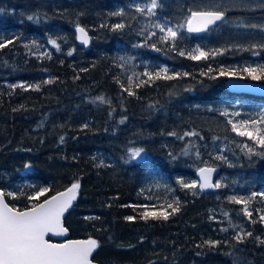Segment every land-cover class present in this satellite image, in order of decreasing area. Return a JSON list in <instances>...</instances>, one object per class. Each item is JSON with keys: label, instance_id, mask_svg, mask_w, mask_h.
I'll return each mask as SVG.
<instances>
[{"label": "trees", "instance_id": "trees-1", "mask_svg": "<svg viewBox=\"0 0 264 264\" xmlns=\"http://www.w3.org/2000/svg\"><path fill=\"white\" fill-rule=\"evenodd\" d=\"M221 1L158 0L150 15V0H0V42L12 41L0 49V189L16 194L7 202L27 209L79 182L63 224L68 238L98 241V264H264V146L232 129L264 115V96L234 92L233 76L220 75L230 69L253 80L242 70L264 65V0L216 8ZM206 8L223 10L225 20L188 32L190 12ZM157 23L183 25L178 39L161 40ZM77 25L91 47L77 41ZM197 45L226 50L193 60L187 53ZM103 93L113 106L87 105ZM131 145L146 156L133 158ZM202 166L220 169L221 187L184 188L180 181L197 179ZM161 181L174 187L167 197L180 210L144 221L132 205L154 202L147 187ZM42 186L49 191L28 199ZM252 193L249 219L229 197ZM241 230L252 235L237 242Z\"/></svg>", "mask_w": 264, "mask_h": 264}, {"label": "snow or ice", "instance_id": "snow-or-ice-1", "mask_svg": "<svg viewBox=\"0 0 264 264\" xmlns=\"http://www.w3.org/2000/svg\"><path fill=\"white\" fill-rule=\"evenodd\" d=\"M147 14L155 15L154 10L158 7V0H150V3L146 6ZM136 10L138 12L144 13L145 8L136 5ZM122 12L113 13V15H122ZM29 20H33V16L28 17ZM225 20V12L221 10H216L212 8L200 9L191 11L186 19V25L188 32H203L209 30L210 26L215 25L218 21ZM124 24H116L113 26L114 29L124 28ZM154 27L159 28L160 32L163 34L160 38L163 41H176L179 36L178 29L183 27V25H178L175 28L166 26L164 24L157 23ZM251 27H256L251 25ZM77 32L80 33V39L87 43V33L85 28L77 25ZM154 35V33H153ZM11 40L0 42V49L6 47L7 44H11ZM49 43L56 46L59 49V44H57L55 39H50ZM255 47V45L253 46ZM264 47V44L260 45ZM226 49H215L206 52L199 45L192 51L188 52L187 55L193 60L208 59L210 56H215L221 54L222 51ZM71 55V52L68 53ZM255 55L256 53L253 52ZM180 55H185L184 51L180 52ZM123 59V58H122ZM162 72L167 73L168 69H161ZM243 72H246L249 77L253 80H264V65H259L256 67L248 66L245 67ZM237 71L224 70L221 69L220 75H237ZM145 75H150L145 73ZM157 77L160 75L159 72L155 74ZM176 75H179L177 73ZM188 75V73H184ZM166 79L171 77L165 76ZM132 78L129 77V84H131ZM52 80L45 81V83H52ZM13 88L17 85H12ZM19 87H32L31 85H19ZM37 88L39 85L36 86ZM139 87V85H137ZM128 91V89H125ZM129 95H134L133 92L129 91ZM99 101L106 102L104 97H97ZM23 107V106H21ZM227 115V113H225ZM123 122V121H121ZM259 125H264V115L260 116L259 119H252L249 121H241L239 124L233 123L232 129L236 131L240 136H247L250 139H255V141L264 146V128L259 127ZM83 127H87L84 125ZM244 129V130H241ZM251 129V130H249ZM186 135H192V133H186ZM63 141V137H61ZM143 149H131V156L133 158L139 157ZM249 153L252 149H248ZM264 155V153H258ZM223 159V157H221ZM25 168L30 167V165L25 164ZM213 171L211 168H201L199 169L201 183L197 185L196 181L189 183H184L182 180L180 183L184 188L195 189L197 186L201 189L205 188H219L221 184L219 182L213 184L210 180V173ZM79 182H75L64 192L57 193L50 198L44 199L43 202H37L32 205V207L25 210H19L10 207L8 203L5 202V196L15 197L13 192H5L0 189V264H91L90 256L93 250L99 247L98 241L95 239L87 240H70L66 243L53 244L45 239L46 234H62L67 232L62 224V216L66 210L70 207L73 200L76 199V193L79 189ZM48 188H40L35 196L28 197V199L33 201H38L40 196L48 192ZM261 197H264V193H259ZM257 193H252L248 198L231 196L229 199L238 204L243 205L244 215L251 219L252 212L248 210V206L251 200L255 199ZM133 208H143L140 213L139 218L148 221L152 220H167L170 215L179 212V201L175 200L172 203H168L166 207L161 211L149 210L148 205H132ZM155 208V206H152ZM168 209L171 211L169 212ZM257 211H260L259 209ZM227 216V213H225ZM135 216H126L125 219L132 221L136 219ZM261 222H264V214L259 217ZM222 231H227V229H221ZM252 233H245L243 230L236 233L234 239L237 242H242L245 236H251ZM219 241H205V244L209 246H215ZM264 243V241H261Z\"/></svg>", "mask_w": 264, "mask_h": 264}, {"label": "water", "instance_id": "water-1", "mask_svg": "<svg viewBox=\"0 0 264 264\" xmlns=\"http://www.w3.org/2000/svg\"><path fill=\"white\" fill-rule=\"evenodd\" d=\"M218 22H220V21H218ZM218 22H216V24ZM79 26L83 27L82 25H79ZM212 26H214V25H212ZM212 26H210V27H212ZM83 28H85V27H83ZM85 31L87 33V37H86L87 38V43H84L79 38L81 34L78 33L77 30H76L77 41L83 47L89 48L92 45V39H91L90 33L86 30V28H85ZM203 32H205V31H203ZM203 32H191V33H193V34H201ZM228 85L230 86V88H231L232 91L237 92V93H249V94L264 96V82H261V81L248 80V79H245L243 77L233 76V77H230L228 79ZM204 167L213 169V171L210 173V180H211V182L213 184H215L216 183V178L220 174V169L218 167H213V166H202L199 169L204 168ZM199 169L197 170V178H198L199 182L201 183L202 181H201ZM215 189H216L215 187L205 188V189H201L200 188V190L202 192H206V191H210V190H215ZM64 191H66V190H64ZM64 191H60V192H64ZM60 192H58V193H60ZM56 194H54V195H56ZM5 202L8 203L7 200H6V198H5ZM74 202H75V200L72 201V203H74ZM9 206L15 208L11 204H9ZM23 210H25V209H23ZM67 210H66V212H67ZM66 212L63 214V216L61 218L62 224H63V219L65 217ZM67 236H68V230H67V232L62 233V234L48 233V234H46L45 239L48 240L50 243H53V244L66 243V242H68L70 240H83V239H77V238H75V239H68ZM90 260H91V264H98L97 262H95L93 260L92 255L90 256Z\"/></svg>", "mask_w": 264, "mask_h": 264}, {"label": "rangeland", "instance_id": "rangeland-1", "mask_svg": "<svg viewBox=\"0 0 264 264\" xmlns=\"http://www.w3.org/2000/svg\"><path fill=\"white\" fill-rule=\"evenodd\" d=\"M253 1L255 2L256 0H253ZM241 4H242V1L239 2V0H222L221 2L217 3L216 8H218V7L232 8V7L240 6ZM244 4L246 5V2ZM247 4L249 5L250 3H247ZM257 4L259 6H262V5H264V2L262 1L261 3H257ZM221 11H223V10H221ZM97 97H104V100L106 102H102V101L97 100L96 99ZM117 100H119V101L123 100L122 96H119L117 98ZM86 102H87V105H90L95 110H102L108 106H113L112 98L106 93L96 95L93 97H89L86 99ZM131 146H133V145H131ZM137 148L141 149L139 146L135 145V146L131 147L130 150L131 149H137ZM145 156H146L145 152L142 151L141 155L138 158H144ZM194 181H196L197 185H199L198 179H195ZM217 182L220 183V180H217ZM41 188H47V186H42ZM173 188H174L173 186H169V184L166 182H162V181L161 182H154V185L147 187V191H151L152 193H154V202H152V203L147 202L143 205H148L149 210H155V211L163 210L168 203L173 202L172 200H170L167 197L168 190H173ZM197 188H199V186H197ZM193 190H195V189H193ZM153 205L155 206V208L152 207ZM168 211L170 212V209H168Z\"/></svg>", "mask_w": 264, "mask_h": 264}, {"label": "bare ground", "instance_id": "bare-ground-1", "mask_svg": "<svg viewBox=\"0 0 264 264\" xmlns=\"http://www.w3.org/2000/svg\"><path fill=\"white\" fill-rule=\"evenodd\" d=\"M87 30V29H86Z\"/></svg>", "mask_w": 264, "mask_h": 264}]
</instances>
